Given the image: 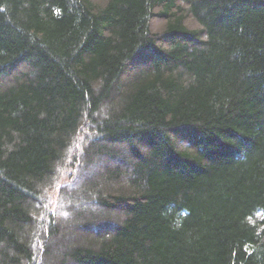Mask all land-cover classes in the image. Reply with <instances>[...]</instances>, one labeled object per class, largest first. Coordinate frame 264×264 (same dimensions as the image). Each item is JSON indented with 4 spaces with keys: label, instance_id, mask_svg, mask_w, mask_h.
Wrapping results in <instances>:
<instances>
[{
    "label": "trees",
    "instance_id": "trees-1",
    "mask_svg": "<svg viewBox=\"0 0 264 264\" xmlns=\"http://www.w3.org/2000/svg\"><path fill=\"white\" fill-rule=\"evenodd\" d=\"M0 264H264V0H0Z\"/></svg>",
    "mask_w": 264,
    "mask_h": 264
},
{
    "label": "rangeland",
    "instance_id": "rangeland-1",
    "mask_svg": "<svg viewBox=\"0 0 264 264\" xmlns=\"http://www.w3.org/2000/svg\"><path fill=\"white\" fill-rule=\"evenodd\" d=\"M158 26V25H157ZM52 208H50V211H51ZM62 215V214H61ZM62 217H64V215H62Z\"/></svg>",
    "mask_w": 264,
    "mask_h": 264
}]
</instances>
